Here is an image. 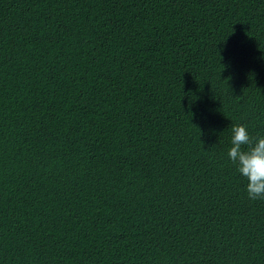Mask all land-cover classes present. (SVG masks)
Instances as JSON below:
<instances>
[{
	"label": "trees",
	"instance_id": "obj_1",
	"mask_svg": "<svg viewBox=\"0 0 264 264\" xmlns=\"http://www.w3.org/2000/svg\"><path fill=\"white\" fill-rule=\"evenodd\" d=\"M233 124L264 0H0V264H264Z\"/></svg>",
	"mask_w": 264,
	"mask_h": 264
},
{
	"label": "clouds",
	"instance_id": "obj_2",
	"mask_svg": "<svg viewBox=\"0 0 264 264\" xmlns=\"http://www.w3.org/2000/svg\"><path fill=\"white\" fill-rule=\"evenodd\" d=\"M231 132L227 155L246 178L249 199L264 200V135L252 136L245 124H233Z\"/></svg>",
	"mask_w": 264,
	"mask_h": 264
}]
</instances>
